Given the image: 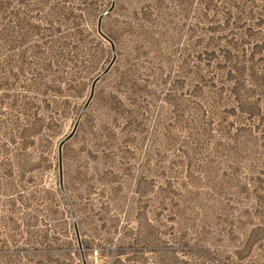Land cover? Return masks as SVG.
<instances>
[{"label":"rangeland","instance_id":"1","mask_svg":"<svg viewBox=\"0 0 264 264\" xmlns=\"http://www.w3.org/2000/svg\"><path fill=\"white\" fill-rule=\"evenodd\" d=\"M0 264H264V0H0Z\"/></svg>","mask_w":264,"mask_h":264}]
</instances>
